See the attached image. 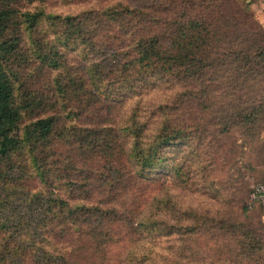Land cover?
Returning <instances> with one entry per match:
<instances>
[{
	"label": "trees",
	"instance_id": "16d2710c",
	"mask_svg": "<svg viewBox=\"0 0 264 264\" xmlns=\"http://www.w3.org/2000/svg\"><path fill=\"white\" fill-rule=\"evenodd\" d=\"M23 1L0 0V264H264V24L251 2L62 14ZM158 82L180 90L152 128L137 110L107 120L103 102ZM202 150V171L225 169L236 192L215 214L158 187Z\"/></svg>",
	"mask_w": 264,
	"mask_h": 264
},
{
	"label": "rangeland",
	"instance_id": "374dc122",
	"mask_svg": "<svg viewBox=\"0 0 264 264\" xmlns=\"http://www.w3.org/2000/svg\"><path fill=\"white\" fill-rule=\"evenodd\" d=\"M26 1V2H25ZM23 1L27 9L43 7L47 12L55 13H77L90 7L103 6L110 0L98 2V0H34L33 2ZM180 90L179 85L166 82H158L147 88H139L126 94L122 99L115 103L110 101L103 102L101 107L110 122L115 120L117 124L129 117L134 110L140 112L141 118L150 122L151 128L159 118L158 106L165 102H170L174 95ZM106 104H110L109 107ZM155 110V111H154ZM154 111V112H153ZM188 146H184L178 153L177 160L183 159L188 152ZM201 149H204L201 146ZM202 157L191 158L186 166V174L183 180L173 178L172 183L164 184V195H168L172 200L171 204L180 210H192L197 212L217 213L224 208L228 201L233 200L236 193L232 183L225 179V169L214 166L209 171H202L203 164L208 163L210 155L204 150ZM175 177V176H174ZM28 189H41L42 183L35 177H29L24 181ZM258 186V185H257ZM260 192H263V187ZM154 191L153 187H151ZM233 202V201H232Z\"/></svg>",
	"mask_w": 264,
	"mask_h": 264
},
{
	"label": "crops",
	"instance_id": "0c3cea01",
	"mask_svg": "<svg viewBox=\"0 0 264 264\" xmlns=\"http://www.w3.org/2000/svg\"><path fill=\"white\" fill-rule=\"evenodd\" d=\"M251 2V8L256 13L258 19L264 24V5L260 4V0H247Z\"/></svg>",
	"mask_w": 264,
	"mask_h": 264
},
{
	"label": "built area",
	"instance_id": "2783aa9c",
	"mask_svg": "<svg viewBox=\"0 0 264 264\" xmlns=\"http://www.w3.org/2000/svg\"><path fill=\"white\" fill-rule=\"evenodd\" d=\"M259 191H260V188H259Z\"/></svg>",
	"mask_w": 264,
	"mask_h": 264
}]
</instances>
